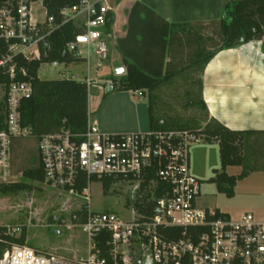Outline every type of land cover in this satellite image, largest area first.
Here are the masks:
<instances>
[{
	"label": "built area",
	"instance_id": "built-area-1",
	"mask_svg": "<svg viewBox=\"0 0 264 264\" xmlns=\"http://www.w3.org/2000/svg\"><path fill=\"white\" fill-rule=\"evenodd\" d=\"M113 10L112 0H75L60 8L57 22L45 0H5L0 6V184L16 182L12 180L14 139L32 134L31 127L22 124L21 103L32 95L33 87L21 79L28 75L21 60L47 56L52 33L73 22L79 33L67 49L85 60L88 72L83 80L77 75L58 79L84 82L88 101L93 87L114 90L113 79L101 80L98 73L93 77L89 68L92 48L101 58L108 57L104 36ZM38 11L43 12L42 19L37 18ZM200 142L203 137L187 130L103 132L90 108L84 132L60 129L43 134L39 152L44 184L80 198L77 209L82 203L88 206L85 219L75 213L70 225L88 235V252L82 257L65 255L0 238V264H264V221L252 214L232 220L199 205L201 183L190 170V147ZM93 177L102 185L108 178L135 184L137 196L129 218L92 209ZM80 183L86 184L82 191L76 188ZM147 194L140 210L136 199ZM21 233V225L5 227V235ZM100 234L110 236L107 255L94 242Z\"/></svg>",
	"mask_w": 264,
	"mask_h": 264
},
{
	"label": "trees",
	"instance_id": "trees-1",
	"mask_svg": "<svg viewBox=\"0 0 264 264\" xmlns=\"http://www.w3.org/2000/svg\"><path fill=\"white\" fill-rule=\"evenodd\" d=\"M45 1L49 14L54 15L57 22L60 21V8L75 2V0ZM4 3L5 0H0V6ZM113 20L111 14L107 29ZM78 33L79 29L73 22L65 23L50 36V50L47 56L36 61L21 60V65L28 71V75L21 79L33 87L32 95L21 103L22 124L31 127L32 134L14 139L12 152L18 141L34 137L37 141V165L26 169L21 181L0 184V191L4 194L32 190L36 187L34 183L45 182L39 152V141L43 134L60 129L82 133L86 129L89 108L86 84L73 78L47 80L38 76V70L43 63L71 64L85 61L67 49ZM255 40L262 41L264 46V0H225L221 16L216 20L171 23L168 62L165 74L161 78L146 73L126 58L123 60L125 74L120 79L113 78L114 90L119 88L140 91L147 97L149 129L187 130L199 134L204 142L219 145L222 171L216 170V177L211 178V181L216 182L218 190L229 197L234 195L238 177L229 175L226 169L229 166L243 164V150L248 143L254 144L263 152L264 169V130H234L211 116L203 95V75L217 53ZM178 105L186 110H194L193 115L186 118L178 112ZM2 118L3 115L0 114V121ZM243 175L244 173L240 177ZM151 178L152 176L148 177L142 184V190L149 184ZM92 180L97 179L93 177ZM115 183L116 180L112 178L104 179L105 193H108ZM85 186V183H80L76 188L82 191ZM161 192L159 190L156 194L160 196ZM149 196L150 194H147L136 200L135 204L140 210H143V203L148 201ZM87 207L82 203L79 209L72 212V217L76 213L81 221L84 220ZM5 227L6 225H0L1 239H7L9 243L27 244L26 227L22 228L19 236L14 237L4 234ZM108 238L110 236L100 234L94 241L104 255H107L110 249L107 244Z\"/></svg>",
	"mask_w": 264,
	"mask_h": 264
},
{
	"label": "rangeland",
	"instance_id": "rangeland-1",
	"mask_svg": "<svg viewBox=\"0 0 264 264\" xmlns=\"http://www.w3.org/2000/svg\"><path fill=\"white\" fill-rule=\"evenodd\" d=\"M127 1L129 0H125L117 9L114 31H118L120 37L125 35L123 29L129 12ZM36 15L38 19L43 18L42 11H38ZM113 37V34L112 37H108L107 33L104 36L108 45L107 58H101L92 48L89 68L93 77L98 73L101 80L120 79L125 74V71L122 74L115 73L117 69L125 67L123 60L117 55L116 50L119 47H111ZM82 52L86 56L87 48L84 47ZM97 70L100 71L96 72ZM87 72L88 64L85 61L71 64L48 62L41 64L38 76L40 79L49 80L77 75L79 80H83ZM89 108L103 132L146 131L150 126L148 99L140 91L119 88L105 91L93 87L89 94ZM178 112L189 118L194 110H186L178 105ZM36 147L37 141L34 137L16 143L12 152L13 181H21L23 172L37 165ZM262 154L263 152L254 144L248 143L243 150V164L227 167L226 172L229 175L238 177L234 195L229 197L218 190L216 182L211 181V178L216 177V170L222 171L219 145L207 142L192 144L190 170L201 183L199 205L217 210L232 220H238L245 214H252L257 220L264 221ZM243 173L244 175L240 177ZM34 184L36 185L34 189L15 194H4L0 191V225L17 224L22 228L26 227L27 245L30 247L65 255L86 256L88 235L80 227L70 228L73 223L72 212L78 208L82 200L60 188L44 183ZM134 185L117 182L108 193H105L102 183L94 180L90 187L92 209L101 212L115 211L122 217L129 218L131 216L129 210L137 196L133 194Z\"/></svg>",
	"mask_w": 264,
	"mask_h": 264
},
{
	"label": "crops",
	"instance_id": "crops-1",
	"mask_svg": "<svg viewBox=\"0 0 264 264\" xmlns=\"http://www.w3.org/2000/svg\"><path fill=\"white\" fill-rule=\"evenodd\" d=\"M124 1H112L114 20L106 30L108 37L114 35L111 47L118 46L117 55L122 60H130L157 78L166 71L171 23L216 20L225 6V0H129L125 35L120 37L114 28L117 9ZM203 80L211 116L234 130H264L262 41L220 51L207 65Z\"/></svg>",
	"mask_w": 264,
	"mask_h": 264
},
{
	"label": "water",
	"instance_id": "water-1",
	"mask_svg": "<svg viewBox=\"0 0 264 264\" xmlns=\"http://www.w3.org/2000/svg\"><path fill=\"white\" fill-rule=\"evenodd\" d=\"M125 71V69L122 67V68H119L115 71L116 74H122L123 72Z\"/></svg>",
	"mask_w": 264,
	"mask_h": 264
}]
</instances>
